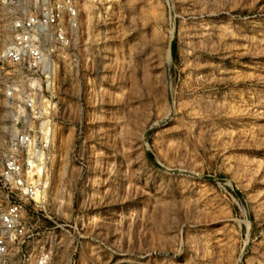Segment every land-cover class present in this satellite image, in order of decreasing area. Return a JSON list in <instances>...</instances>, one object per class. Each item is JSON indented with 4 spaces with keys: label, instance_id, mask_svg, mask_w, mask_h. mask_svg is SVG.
Returning a JSON list of instances; mask_svg holds the SVG:
<instances>
[{
    "label": "rangeland",
    "instance_id": "obj_1",
    "mask_svg": "<svg viewBox=\"0 0 264 264\" xmlns=\"http://www.w3.org/2000/svg\"><path fill=\"white\" fill-rule=\"evenodd\" d=\"M79 5L39 82L49 114L27 122L44 145L51 120L46 183L7 264H264V0ZM9 38L0 1V168L24 109L4 95Z\"/></svg>",
    "mask_w": 264,
    "mask_h": 264
},
{
    "label": "built area",
    "instance_id": "obj_2",
    "mask_svg": "<svg viewBox=\"0 0 264 264\" xmlns=\"http://www.w3.org/2000/svg\"><path fill=\"white\" fill-rule=\"evenodd\" d=\"M10 21V38L2 51L9 70L4 95L24 108L19 127L3 152L0 183L16 197L0 204V264H7L12 239L25 235L24 203L43 190L36 173L39 144L29 118H38L39 82L47 86L56 59L68 55L80 24L81 0H0ZM29 111V114L27 112ZM40 117V115H39ZM41 123L39 124L40 128ZM36 173V174H35ZM49 252L38 256L37 264H47Z\"/></svg>",
    "mask_w": 264,
    "mask_h": 264
},
{
    "label": "bare ground",
    "instance_id": "obj_3",
    "mask_svg": "<svg viewBox=\"0 0 264 264\" xmlns=\"http://www.w3.org/2000/svg\"><path fill=\"white\" fill-rule=\"evenodd\" d=\"M41 100V99H40ZM47 101V100H46ZM44 103V102H42ZM49 104V103H48ZM51 108V107H50ZM41 113H45V114H49V109H48V105H46V103H44L42 105V109L40 110ZM42 117V116H41ZM41 126H40V130H41V139H42V142L45 143L48 141V142H51L52 140V125H51V120L48 116H45L43 117V120H41ZM46 146V145H45ZM44 146V147H45ZM40 150V149H39ZM46 154L41 150V152H38V155H37V158H36V173L40 175V177H42V180L43 179V174H44V171H41L42 167H40V165H42V163H45L46 162ZM42 162V163H41ZM41 163V164H40ZM35 173V174H36ZM41 173V174H40ZM43 173V174H42ZM46 180V179H45ZM43 184H45L46 182L42 181ZM44 186V185H43ZM44 188V187H43ZM42 192L41 191L37 196H36V199H42Z\"/></svg>",
    "mask_w": 264,
    "mask_h": 264
}]
</instances>
